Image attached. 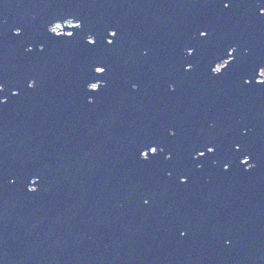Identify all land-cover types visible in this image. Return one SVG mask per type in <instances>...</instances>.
I'll return each instance as SVG.
<instances>
[{"label": "water", "instance_id": "water-1", "mask_svg": "<svg viewBox=\"0 0 264 264\" xmlns=\"http://www.w3.org/2000/svg\"><path fill=\"white\" fill-rule=\"evenodd\" d=\"M60 17L83 21L76 41L48 38ZM107 29L112 47L84 46ZM229 45L236 61L214 76ZM100 62L109 73L91 94ZM261 66L252 0H0V264H264V85L243 84ZM149 141L173 159L143 163ZM209 142L219 151L197 170L189 153Z\"/></svg>", "mask_w": 264, "mask_h": 264}, {"label": "snow or ice", "instance_id": "snow-or-ice-1", "mask_svg": "<svg viewBox=\"0 0 264 264\" xmlns=\"http://www.w3.org/2000/svg\"><path fill=\"white\" fill-rule=\"evenodd\" d=\"M217 2L220 4V6L227 10L233 7L235 0H217ZM252 2L255 4L257 8V14L261 17H264V0H252ZM74 21V23L70 24L69 27L72 29V31H58L50 27L51 25L56 24L57 22H65V21ZM50 26L45 27V32L48 35V38L51 41H63L65 39H69L71 41H76L79 37L80 30H83L84 23L82 20H80L78 17L73 18H67V17H60L57 19V21H49ZM209 31L207 28H201L198 30V37L201 40H207L209 36ZM13 35L20 37L23 35V29L20 27H17L13 31ZM119 32L115 29H107L105 30L104 36L99 37L93 33H89L87 35L86 41L84 42V46L86 48L95 49L98 45H103L104 47H112L116 43V38L118 37ZM29 51L32 49L29 48ZM40 51H44V45H40ZM236 52L237 49L234 46L229 45L227 48H225L220 54L217 55L216 60L213 64V66L210 67V72L214 76H221L225 71H227L236 61ZM197 54V48L193 45H188L185 48V55L189 58L185 61V63L182 65V70L184 72H191L194 70L195 65L192 62V59ZM264 70V66H261L258 70V75L255 77V79L249 77L243 80V84L245 86H251L253 84L256 85H264V74H262V71ZM93 72V79L87 83V91L91 94H99L101 90V83H105L108 73H109V66L106 63L100 62L95 65H93L92 68ZM35 80H30L28 82V88H34L35 87ZM138 85L132 84V89L136 90ZM169 91L175 92V84H169L168 85ZM5 89V84L2 80H0V92H3ZM13 96L18 95V91H13L11 93ZM89 102H92V99H89ZM7 103V97L0 96V105H3ZM176 130L174 128L168 129V135L170 137L176 136ZM243 135L247 134V130H243ZM235 150L241 151L242 145L237 142L235 144ZM219 151V147L216 143L209 142L205 143L199 146H195L192 148L191 152L189 153V160L191 161L192 165L197 169H202L204 167L203 160L206 157H215L216 153ZM161 155H163V158L165 160H171L173 159V154L171 151L166 152V149L164 146H162L158 141H149L145 142L138 150H137V156L138 159L141 160L143 163L147 164L151 162L154 159L159 158ZM251 157L248 154H245L243 158L239 161L241 165L245 166L244 170L248 171L255 167L253 163L250 162ZM223 168L225 171H228L230 169V165L228 163H225L223 165ZM169 176L172 175L171 172L168 173ZM178 182L181 184L187 183L188 178L186 175L181 174L178 177ZM37 181L35 179L32 180L31 185L28 188V191L30 192H36L38 189L36 187ZM147 203V201H145Z\"/></svg>", "mask_w": 264, "mask_h": 264}, {"label": "rangeland", "instance_id": "rangeland-1", "mask_svg": "<svg viewBox=\"0 0 264 264\" xmlns=\"http://www.w3.org/2000/svg\"><path fill=\"white\" fill-rule=\"evenodd\" d=\"M74 23V21H71V20H68V21H65L63 22V25L66 24V25H70ZM63 25L61 22H57L56 24L52 25L51 27L55 30H58V31H70L69 29H65L63 30Z\"/></svg>", "mask_w": 264, "mask_h": 264}, {"label": "clouds", "instance_id": "clouds-1", "mask_svg": "<svg viewBox=\"0 0 264 264\" xmlns=\"http://www.w3.org/2000/svg\"><path fill=\"white\" fill-rule=\"evenodd\" d=\"M262 71V74H264V70H261Z\"/></svg>", "mask_w": 264, "mask_h": 264}]
</instances>
